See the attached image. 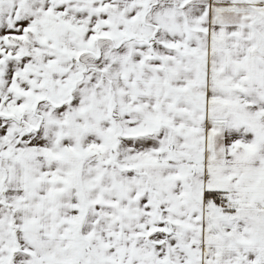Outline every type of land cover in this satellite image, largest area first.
Listing matches in <instances>:
<instances>
[{"label":"snow or ice","instance_id":"obj_1","mask_svg":"<svg viewBox=\"0 0 264 264\" xmlns=\"http://www.w3.org/2000/svg\"><path fill=\"white\" fill-rule=\"evenodd\" d=\"M0 264H264V0H0Z\"/></svg>","mask_w":264,"mask_h":264}]
</instances>
